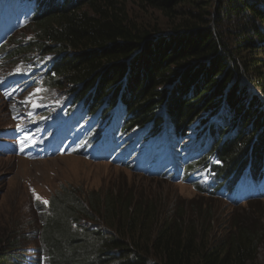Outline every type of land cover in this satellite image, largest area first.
<instances>
[{
	"label": "trees",
	"instance_id": "trees-1",
	"mask_svg": "<svg viewBox=\"0 0 264 264\" xmlns=\"http://www.w3.org/2000/svg\"><path fill=\"white\" fill-rule=\"evenodd\" d=\"M128 2L164 20L140 21ZM25 27L32 37L3 54L62 97L38 119L63 151L41 157L188 181L233 207L264 198V0H0V50ZM41 215L45 241L0 237V264H259L264 244L261 226L218 234L208 210L164 215L131 191L59 194Z\"/></svg>",
	"mask_w": 264,
	"mask_h": 264
},
{
	"label": "rangeland",
	"instance_id": "rangeland-1",
	"mask_svg": "<svg viewBox=\"0 0 264 264\" xmlns=\"http://www.w3.org/2000/svg\"><path fill=\"white\" fill-rule=\"evenodd\" d=\"M128 7L130 14L140 21L164 20L155 10H141L131 2H128ZM32 35L30 27L19 29L0 50V85H20L17 92L6 96L9 99L0 92V142L17 145V149L11 151V148L0 143V237L9 239L17 232L21 234L19 245L38 246L43 242L46 226L42 220V209L55 202L59 194L76 192L77 195L87 196L95 193L104 197L106 193L115 194L121 190L157 200L163 207L164 215L167 212L173 214L178 206L188 211L208 210L216 218L214 229L218 234L235 221L264 228V198L254 199L250 203L240 202L233 207L225 198L200 192L188 181L147 177L127 166L105 160L92 161L87 156L74 153L36 158L23 153L21 150L29 143L22 136L12 133L25 126L30 128L40 105H54L62 98L61 91L49 92L40 84L41 81L15 80V73L23 66L22 60L20 56L4 55L3 50ZM26 100H34L39 106L33 108ZM38 203L42 207L37 208ZM258 263L264 264V244L259 248Z\"/></svg>",
	"mask_w": 264,
	"mask_h": 264
},
{
	"label": "snow or ice",
	"instance_id": "snow-or-ice-1",
	"mask_svg": "<svg viewBox=\"0 0 264 264\" xmlns=\"http://www.w3.org/2000/svg\"><path fill=\"white\" fill-rule=\"evenodd\" d=\"M30 95H35V94H30ZM26 102L30 103L33 108L38 107L39 105L34 101V100H26ZM37 199H40L38 196L36 197ZM44 203H47L44 201Z\"/></svg>",
	"mask_w": 264,
	"mask_h": 264
}]
</instances>
